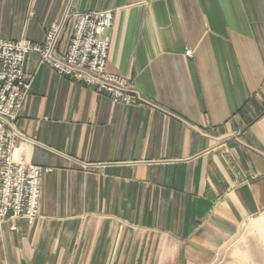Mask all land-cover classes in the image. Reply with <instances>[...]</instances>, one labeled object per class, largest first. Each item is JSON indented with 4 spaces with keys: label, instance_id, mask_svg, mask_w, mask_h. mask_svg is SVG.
Here are the masks:
<instances>
[{
    "label": "crops",
    "instance_id": "crops-1",
    "mask_svg": "<svg viewBox=\"0 0 264 264\" xmlns=\"http://www.w3.org/2000/svg\"><path fill=\"white\" fill-rule=\"evenodd\" d=\"M94 11L115 13L107 71L148 104L28 57L14 157L51 172L39 218L0 225V264H212L264 215V0H0V38L67 17L65 52Z\"/></svg>",
    "mask_w": 264,
    "mask_h": 264
},
{
    "label": "built area",
    "instance_id": "built-area-1",
    "mask_svg": "<svg viewBox=\"0 0 264 264\" xmlns=\"http://www.w3.org/2000/svg\"><path fill=\"white\" fill-rule=\"evenodd\" d=\"M73 18L65 52L61 46L68 29L67 17L50 26L43 43L0 38V225L9 222L12 231L19 229L20 219L33 224L39 218L43 174L51 172L14 157L16 146L24 138L15 123L32 85L26 69L31 54L38 55L42 64L60 76L105 94L114 103L148 104L132 80L107 71L115 13H76Z\"/></svg>",
    "mask_w": 264,
    "mask_h": 264
},
{
    "label": "rangeland",
    "instance_id": "rangeland-1",
    "mask_svg": "<svg viewBox=\"0 0 264 264\" xmlns=\"http://www.w3.org/2000/svg\"><path fill=\"white\" fill-rule=\"evenodd\" d=\"M264 215L250 220L242 233L222 248L212 264H264Z\"/></svg>",
    "mask_w": 264,
    "mask_h": 264
}]
</instances>
